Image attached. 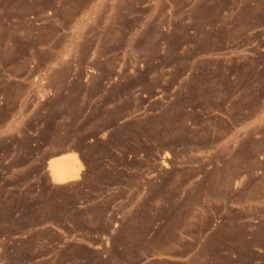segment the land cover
Segmentation results:
<instances>
[{"label": "rangeland", "instance_id": "obj_1", "mask_svg": "<svg viewBox=\"0 0 264 264\" xmlns=\"http://www.w3.org/2000/svg\"><path fill=\"white\" fill-rule=\"evenodd\" d=\"M0 264H264V0H0Z\"/></svg>", "mask_w": 264, "mask_h": 264}, {"label": "bare ground", "instance_id": "obj_2", "mask_svg": "<svg viewBox=\"0 0 264 264\" xmlns=\"http://www.w3.org/2000/svg\"><path fill=\"white\" fill-rule=\"evenodd\" d=\"M77 157L73 155L63 156L49 163V171L54 183L65 184L77 180L79 171L76 167Z\"/></svg>", "mask_w": 264, "mask_h": 264}, {"label": "crops", "instance_id": "obj_3", "mask_svg": "<svg viewBox=\"0 0 264 264\" xmlns=\"http://www.w3.org/2000/svg\"><path fill=\"white\" fill-rule=\"evenodd\" d=\"M72 152H68V153H65V154H62V155H59V156H52V157H50L48 160H47V165H48V168H49V163H50V161H52V160H57V159H59V158H61V157H63V156H66V155H69V154H71ZM74 153H76V152H74ZM242 175V174H241ZM75 181V180H74ZM71 182V181H70ZM56 184V183H55ZM66 184V183H65ZM116 196V195H115ZM144 197H146L147 195L146 194H144L143 195ZM117 201H124V200H126V199H130V198H135L136 197V194H130V193H125V194H123V195H117ZM139 197H142V196H139ZM241 198L240 199H245V200H247L248 198H247V195L245 196V197H242V196H240ZM262 198V197H261ZM178 199H180L179 197H176V200H178ZM213 199H220V198H218V197H214ZM227 199V198H226ZM255 199H258L257 197L255 198ZM245 206H247V204H245V205H241L240 207L242 208V207H245Z\"/></svg>", "mask_w": 264, "mask_h": 264}]
</instances>
